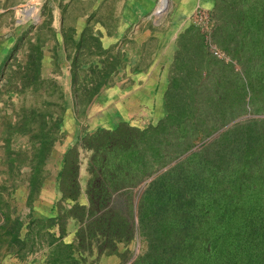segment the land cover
Wrapping results in <instances>:
<instances>
[{
  "label": "rangeland",
  "instance_id": "rangeland-1",
  "mask_svg": "<svg viewBox=\"0 0 264 264\" xmlns=\"http://www.w3.org/2000/svg\"><path fill=\"white\" fill-rule=\"evenodd\" d=\"M159 1L0 0V264H43L45 244H38L18 258V246L4 231L20 217L22 241L30 219L56 216L60 198L57 178L63 155L80 135L100 127L113 128L124 113L142 123L149 121L152 114L147 108L136 106L135 97L143 94L147 83L141 79L148 71H152V78L157 76L161 65H152L153 60L166 58L175 33L185 26L199 27L208 44L223 53V59L213 56L208 45L212 57L223 63L214 67L213 75L228 85L218 89L224 96L222 101H212L211 106L205 107L204 127H208V134L171 165L148 178L138 191L184 161V168L164 177L169 205L182 192L183 205L190 213H199L201 207L208 209L207 215L199 219L203 227L211 230L243 224L250 215L260 220L264 217V0L237 3L246 18L241 27L236 21L237 10L215 13L213 0H169L163 13L156 11ZM218 41L225 49L218 46ZM35 47L42 52L41 78L52 79L55 86L39 84L37 90L23 87L21 73ZM76 54L83 64L97 65L100 60L112 66L120 63L116 74L109 77L110 84L78 114L71 88V65ZM237 75L248 89L244 109H240V93L235 91ZM89 78L90 74L80 73V80ZM161 85V81L154 83L152 91L156 96ZM212 87L213 81L204 91L210 92V98ZM59 94L63 97L60 100ZM47 101L50 110L58 104L63 113L58 140L44 160L34 152L37 143L33 134L20 132V121L32 105L38 108ZM30 161L41 165L40 188L32 200ZM87 179L84 159L80 171L83 188ZM79 202H86L84 195ZM64 206L69 207L67 203ZM6 216L10 222H5ZM70 227L69 221L67 229ZM145 247L140 238L130 244L120 243L118 249L128 253V260L121 259L118 264H130ZM114 255L103 254V259H97L94 254L88 264H105Z\"/></svg>",
  "mask_w": 264,
  "mask_h": 264
},
{
  "label": "trees",
  "instance_id": "trees-1",
  "mask_svg": "<svg viewBox=\"0 0 264 264\" xmlns=\"http://www.w3.org/2000/svg\"><path fill=\"white\" fill-rule=\"evenodd\" d=\"M239 1L213 0L214 12L237 10L236 21L241 27L246 18L236 7ZM217 44L224 48L220 41ZM208 45L206 35L196 26H189L178 36V49L164 94L166 114L156 125L142 129L120 122L113 128L100 127L80 135L76 144L65 151L57 178L60 198L56 203V216L47 220L30 219L22 241L19 239L23 226L20 217L4 231V235L11 236L12 244L18 246V258L38 244H45L48 264H88V258L94 254L98 259L103 254L115 253L120 243L130 244L140 238L145 250L130 264H264V217L260 220L250 215L243 224L211 230L203 227L199 219L207 215L208 209L201 207L199 213H190L183 205L182 192L172 205L166 202L164 177L184 168L182 164L186 162L174 165L142 192L138 191L148 178L190 151L209 132L208 127H204L205 107L211 106L212 101H222L224 96L218 89L227 88L228 84L213 75L214 67L223 63L212 57ZM30 54L27 67L21 73L23 87L37 90L39 84L55 86V81L40 76V47H35ZM77 55L72 59L71 88L78 114L110 84L109 77L116 74L120 63L112 66L100 60L97 65L83 64ZM86 65L88 68H84ZM8 69L9 65L5 74ZM80 73H88L91 78L80 80ZM237 78L235 91L240 93L239 106L244 109L248 89L238 75ZM212 81L214 92L210 98V92L204 91ZM62 98L59 94V100ZM47 105L48 101L38 108L32 105L20 121V132L33 134L37 143L34 152L44 160L58 140L63 113L62 106L52 105L50 110ZM84 159L88 174L85 188L80 182ZM31 161L28 163L30 200L40 188L41 168ZM82 195L85 203L79 202ZM65 203L69 207H65ZM4 219L11 221L8 216ZM71 220L78 225L76 243L66 244L62 238ZM55 227L58 235L53 231ZM127 254L121 255L123 262L128 260Z\"/></svg>",
  "mask_w": 264,
  "mask_h": 264
},
{
  "label": "crops",
  "instance_id": "crops-1",
  "mask_svg": "<svg viewBox=\"0 0 264 264\" xmlns=\"http://www.w3.org/2000/svg\"><path fill=\"white\" fill-rule=\"evenodd\" d=\"M188 27L189 26H185L182 29H180L178 32L175 33L174 40L172 43V47L170 49V53L168 55H166V58H164L163 60L162 59L159 60L158 58L153 60L154 62H152L153 63L152 65H161L160 66L161 68L159 70H157V76L152 78L150 75L152 71H150V72L148 71V73H146V76H143L142 77L143 79H141L143 81H146L147 83L144 86L145 91H143V94H139L137 97H135L136 106L139 107V105H140L142 107L147 108V112L149 114H152V117L149 119V121L147 123H142L141 121H137L136 119H134L132 117V115L128 116V113H124L120 117V121L118 123L128 122L132 126H135L138 128H145L149 124L155 125L158 121H160L165 116L166 111H165V106H164V94H165V91H166V88L168 85L170 66L173 63L175 53L178 49L177 48L178 36ZM165 67H166V69H165ZM160 81H161L162 85H161V88L159 90L158 95L156 96V94L152 91V88L154 87V83L157 82V84H158ZM75 224H76V222L74 220L70 221L71 227L66 229V234L62 238V241L64 243H66V244H75L76 243L75 233H76L77 229H76ZM54 231H55L56 235H58V228L57 227L55 228ZM123 253L124 252L120 251L119 249L115 253H112V254H115L114 258L111 259L113 264H118L119 262H122L121 255ZM44 254H42V257H43L42 262H43V264H48L47 263L48 262L47 261L48 248L44 250ZM104 256H102V259L104 258ZM107 261L105 264H107ZM111 261L109 260L108 264H112Z\"/></svg>",
  "mask_w": 264,
  "mask_h": 264
},
{
  "label": "bare ground",
  "instance_id": "bare-ground-1",
  "mask_svg": "<svg viewBox=\"0 0 264 264\" xmlns=\"http://www.w3.org/2000/svg\"><path fill=\"white\" fill-rule=\"evenodd\" d=\"M168 5H169V0H160L156 11L158 13L161 12L163 13L168 8Z\"/></svg>",
  "mask_w": 264,
  "mask_h": 264
},
{
  "label": "built area",
  "instance_id": "built-area-1",
  "mask_svg": "<svg viewBox=\"0 0 264 264\" xmlns=\"http://www.w3.org/2000/svg\"><path fill=\"white\" fill-rule=\"evenodd\" d=\"M209 47L213 56L218 57L220 59L224 58L223 53L216 46L209 44Z\"/></svg>",
  "mask_w": 264,
  "mask_h": 264
}]
</instances>
